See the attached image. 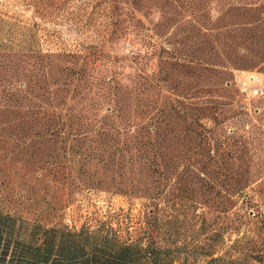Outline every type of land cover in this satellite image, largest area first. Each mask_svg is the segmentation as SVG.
Masks as SVG:
<instances>
[{"label":"rangeland","instance_id":"1","mask_svg":"<svg viewBox=\"0 0 264 264\" xmlns=\"http://www.w3.org/2000/svg\"><path fill=\"white\" fill-rule=\"evenodd\" d=\"M3 52L16 53L0 58V81L13 86L43 84L35 56L20 53H71L61 67L92 74L85 89L74 78L60 101L24 99L16 114L0 113L7 153L0 178L18 198L16 209L50 226L101 223L128 239L142 237L162 247L161 263L264 264L257 190L264 188V141L249 146L257 174L246 205L237 203L242 209H213L200 194L195 209H146L141 198L111 187L102 134L116 133L119 105L142 123L160 108L172 126L210 123L212 115L227 131L264 129V0H0ZM55 104L54 121L67 132L51 141L39 136L34 118ZM176 106L187 114L180 122ZM52 162L59 172L49 171Z\"/></svg>","mask_w":264,"mask_h":264},{"label":"trees","instance_id":"2","mask_svg":"<svg viewBox=\"0 0 264 264\" xmlns=\"http://www.w3.org/2000/svg\"><path fill=\"white\" fill-rule=\"evenodd\" d=\"M12 55L16 53L3 52L0 58ZM20 55L35 56L43 84L38 79L15 86L0 81V113L4 116L16 114L24 99L41 101L50 97L60 101L59 96L68 92L74 78L76 86L88 87L85 80L92 74L86 67H61L60 63L75 57L71 53ZM175 63L182 66L184 62L176 58ZM58 76L64 77L61 84ZM51 106L38 105L43 112H36L34 119L42 128L39 136L45 139L49 134L47 139L52 141L67 129L66 123L54 121L59 118V104ZM115 110L120 126L114 134L109 130L102 133L103 143L108 144L103 149L108 157L105 169L110 172V184L115 191L141 198L146 209H195L198 194L205 196L203 201L213 209H242L237 206L239 199L243 204L248 201L246 190L257 174L249 146L253 141H264V129L259 125L255 124L250 131H227L221 121L210 115V123L207 120L179 127V123L169 124L164 109L159 108L158 115L148 116L145 123L135 121L122 105ZM173 110L179 122L187 118L177 106ZM78 113L70 115L80 117ZM1 141L3 160L7 153L5 142ZM59 166L60 163L52 162L49 171L57 173ZM257 190L264 197V188L259 186ZM17 199L7 181L0 178V264H175L173 259L161 263L162 247L144 243L142 237L128 239L101 223L95 228L84 225L80 229L67 224L50 226L40 217L16 209Z\"/></svg>","mask_w":264,"mask_h":264},{"label":"built area","instance_id":"3","mask_svg":"<svg viewBox=\"0 0 264 264\" xmlns=\"http://www.w3.org/2000/svg\"><path fill=\"white\" fill-rule=\"evenodd\" d=\"M258 92H259V91L256 89V90L254 91V93H253V94H254V95H257V94H258Z\"/></svg>","mask_w":264,"mask_h":264}]
</instances>
